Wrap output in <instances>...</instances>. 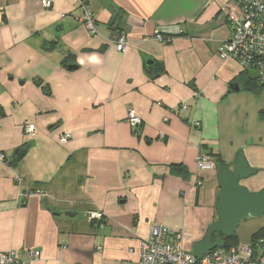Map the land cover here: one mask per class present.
Wrapping results in <instances>:
<instances>
[{
	"label": "crops",
	"instance_id": "1",
	"mask_svg": "<svg viewBox=\"0 0 264 264\" xmlns=\"http://www.w3.org/2000/svg\"><path fill=\"white\" fill-rule=\"evenodd\" d=\"M42 1L0 0V253L136 262L152 224L196 245L217 222L218 165L232 169L239 154L256 171L239 186L264 190V88L242 90L246 74L218 56L232 0ZM201 152L214 167L198 172ZM34 189L45 195L23 197ZM256 233L264 239V225L236 244L253 246Z\"/></svg>",
	"mask_w": 264,
	"mask_h": 264
},
{
	"label": "built area",
	"instance_id": "2",
	"mask_svg": "<svg viewBox=\"0 0 264 264\" xmlns=\"http://www.w3.org/2000/svg\"><path fill=\"white\" fill-rule=\"evenodd\" d=\"M42 5L48 9L51 3L43 0ZM83 12V23L92 36H96V24L93 21L90 11L81 1ZM226 21L231 27V35L228 40L222 43L218 56L222 60L232 59L244 73L255 72L253 78L261 85H264V0H232L221 8ZM158 39H161L157 35ZM117 51L124 53L126 41L123 36L115 37ZM187 107L182 105L181 111L186 112ZM127 124L136 129L141 125V119L135 110L130 109L126 116ZM198 126V124H197ZM34 126H24L26 134L34 133ZM69 134L60 138V143L65 144ZM0 160H3L0 156ZM197 171L201 172L214 167L210 156L199 153L196 158ZM15 181L20 184V178ZM43 190L34 189L23 193L24 198L42 197ZM88 221H103V215L99 212H90L86 215ZM40 259L38 251L25 253L24 258L13 252L0 253V264H33ZM123 264H264V239L256 241L255 245L248 247L237 245L225 248H217L206 253L201 259L188 255L184 252L181 234L174 233L164 227L152 224L149 235L140 242V254L136 262H125Z\"/></svg>",
	"mask_w": 264,
	"mask_h": 264
},
{
	"label": "water",
	"instance_id": "3",
	"mask_svg": "<svg viewBox=\"0 0 264 264\" xmlns=\"http://www.w3.org/2000/svg\"><path fill=\"white\" fill-rule=\"evenodd\" d=\"M75 69L76 67L73 66L68 67L70 71ZM247 75L252 79L256 73L250 71ZM230 90L238 92L239 87L230 86ZM255 173L256 171L249 168L241 154L237 156L232 169L225 165L219 167L217 174L219 194L214 206L217 222L207 228L204 238L194 246L192 253L195 258L201 259L214 249L224 248L223 237H232L241 222L264 216V190L251 194L239 186L240 180L247 179ZM213 235H215L214 239Z\"/></svg>",
	"mask_w": 264,
	"mask_h": 264
},
{
	"label": "rangeland",
	"instance_id": "4",
	"mask_svg": "<svg viewBox=\"0 0 264 264\" xmlns=\"http://www.w3.org/2000/svg\"><path fill=\"white\" fill-rule=\"evenodd\" d=\"M261 89L263 88L261 87ZM255 95L258 96L259 94H255ZM263 225H264V216L259 218H249L246 221L241 222L237 226L235 230V236L238 237L240 243L246 244L250 235ZM194 246L195 244H187V246L184 248V252L188 255H192Z\"/></svg>",
	"mask_w": 264,
	"mask_h": 264
},
{
	"label": "trees",
	"instance_id": "5",
	"mask_svg": "<svg viewBox=\"0 0 264 264\" xmlns=\"http://www.w3.org/2000/svg\"><path fill=\"white\" fill-rule=\"evenodd\" d=\"M244 83H245L244 86H241L240 88L242 90H245V91H248V92H251L254 94H258L259 91L261 90V87H262V85H259V83L254 78H252V79L249 78L247 74L244 75ZM22 157H23V152L17 153L14 157L13 163L19 162L22 159ZM221 166H224V165H220V166L218 165V167H221ZM177 168H178L177 166H174L175 171L177 170ZM181 170H184V169H181ZM214 238H215V235H213V239ZM259 239H261V238L258 236V233H256L253 236L254 245H255L256 241ZM236 240H237V237L235 236V233L230 238L223 237L224 248L228 249L230 247L237 246Z\"/></svg>",
	"mask_w": 264,
	"mask_h": 264
}]
</instances>
